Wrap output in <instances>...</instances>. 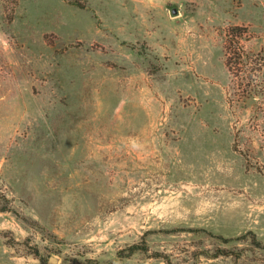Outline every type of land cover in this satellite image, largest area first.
<instances>
[{
	"label": "rangeland",
	"instance_id": "rangeland-1",
	"mask_svg": "<svg viewBox=\"0 0 264 264\" xmlns=\"http://www.w3.org/2000/svg\"><path fill=\"white\" fill-rule=\"evenodd\" d=\"M0 264H264V0H0Z\"/></svg>",
	"mask_w": 264,
	"mask_h": 264
},
{
	"label": "water",
	"instance_id": "water-1",
	"mask_svg": "<svg viewBox=\"0 0 264 264\" xmlns=\"http://www.w3.org/2000/svg\"><path fill=\"white\" fill-rule=\"evenodd\" d=\"M172 12L175 13V12H176V9L173 8V9H172Z\"/></svg>",
	"mask_w": 264,
	"mask_h": 264
},
{
	"label": "trees",
	"instance_id": "trees-1",
	"mask_svg": "<svg viewBox=\"0 0 264 264\" xmlns=\"http://www.w3.org/2000/svg\"><path fill=\"white\" fill-rule=\"evenodd\" d=\"M234 36H237V34H234ZM231 37H232V35H231Z\"/></svg>",
	"mask_w": 264,
	"mask_h": 264
},
{
	"label": "bare ground",
	"instance_id": "bare-ground-1",
	"mask_svg": "<svg viewBox=\"0 0 264 264\" xmlns=\"http://www.w3.org/2000/svg\"><path fill=\"white\" fill-rule=\"evenodd\" d=\"M77 72V71H76Z\"/></svg>",
	"mask_w": 264,
	"mask_h": 264
}]
</instances>
